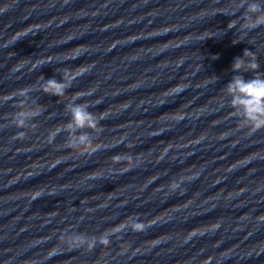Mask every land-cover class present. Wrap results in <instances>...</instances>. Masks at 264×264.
<instances>
[{"label":"water","instance_id":"1","mask_svg":"<svg viewBox=\"0 0 264 264\" xmlns=\"http://www.w3.org/2000/svg\"><path fill=\"white\" fill-rule=\"evenodd\" d=\"M253 3L0 0V264H264V129L228 91L264 79ZM76 66L63 96L41 90ZM74 105L103 131L69 129ZM21 111L40 115L17 128ZM82 135L93 154L68 147ZM136 218L153 226L73 243Z\"/></svg>","mask_w":264,"mask_h":264},{"label":"clouds","instance_id":"2","mask_svg":"<svg viewBox=\"0 0 264 264\" xmlns=\"http://www.w3.org/2000/svg\"><path fill=\"white\" fill-rule=\"evenodd\" d=\"M248 11L251 13H261L255 16L253 19L251 16L246 17L248 21L242 27L246 29H255L260 26H264V9H262L258 4L253 3L249 5ZM236 25L233 22H229L228 27L234 28ZM244 56L251 57L249 62V70H257L259 68L258 63L255 62V57L251 56V53L246 49L244 52ZM48 63V62H44ZM244 64L243 57H237L232 65L234 71H239ZM90 69L87 67L76 66L74 69L66 70L64 73L63 82L57 81L55 79H49L42 85V91L45 93H50L56 96H63L65 94V89L71 87V81L76 80L77 78L83 76ZM31 88L25 87L23 89H19L15 92L13 97H9V99H14L17 97L26 96ZM228 91L233 94V103L234 105L242 106L245 113V119L250 121L248 124L253 130L264 129V79L261 78H253L251 80H245L243 77H235L228 85ZM91 95V93H88ZM99 104L100 101L98 100ZM72 115V123L68 125L69 129L73 128V125L77 128L88 127L91 129H96L100 134L103 131V128L100 126L101 121L104 119L103 115L97 117L96 114H93L87 110L84 105H74L71 109ZM40 112H18L13 119L15 120V126L17 128L25 127V120L30 116H39ZM36 125H33V128ZM26 135L25 132L17 133L19 138H23ZM55 137V133L50 134V139ZM123 141H120L122 143ZM69 148H81V154L91 155L95 151H97L96 145H94L93 141L86 135H82L79 137V141L72 142L68 144ZM123 161H130L133 159L131 155L121 157L120 154H116L112 157L114 163H121ZM128 170V169H125ZM179 184H175L173 186V190L175 191L179 188ZM153 226V223L150 221H141L138 218L132 221L129 224H121L110 231H106L99 238L92 237L91 240H87L83 236L75 237L73 243L76 246H82L85 243L88 246L94 247L97 242L102 245H109L111 240L110 236L123 232L126 228L130 227L134 232H145L149 227ZM55 255V252H53Z\"/></svg>","mask_w":264,"mask_h":264}]
</instances>
